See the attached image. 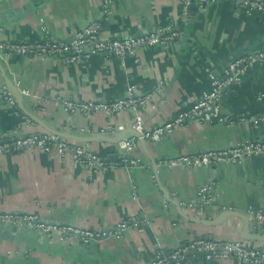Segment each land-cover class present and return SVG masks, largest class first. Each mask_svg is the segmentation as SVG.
<instances>
[{
    "label": "crops",
    "instance_id": "crops-1",
    "mask_svg": "<svg viewBox=\"0 0 264 264\" xmlns=\"http://www.w3.org/2000/svg\"><path fill=\"white\" fill-rule=\"evenodd\" d=\"M184 0H116L106 14L102 0H10L0 6V41L35 42L45 35L70 42L74 34L94 21L104 39L143 35L178 22L182 36L170 47L143 50L121 61L102 54L88 63L70 64L66 57L0 56L5 76L24 97V106L48 128L79 137L115 138L142 118L148 130L166 123L189 108L211 89V78H224L229 62L238 55L264 47V15H247L240 2L217 1L191 10L183 18ZM46 29V32L43 31ZM0 71V132L21 136L49 133L25 115H17L3 95ZM134 87L136 98L150 96L136 110L107 115H69L55 98L112 102L126 98ZM38 101H42L38 104ZM264 119V65L252 67L239 86L228 89L211 115L191 121L157 143L147 142L150 156L159 163L183 155L227 149L253 139L264 140V123L230 125L227 116ZM25 116V117H23ZM94 152L108 161L126 156L120 143L92 142ZM136 165L93 173L69 158L35 150L0 156V212L34 213L46 223L91 230L110 229L136 219L140 228L122 237L89 246L67 245L58 235L40 237L28 228L0 226V264H149L158 251L176 250L194 239L246 241L238 232L244 220L228 217L220 226L193 221L187 205L198 198L200 187L215 183L214 203L204 214L213 221L223 211L247 216L264 211V157L248 158L237 165L168 169L154 165L145 149L129 154ZM164 188L178 201L186 216L168 201ZM251 222V221H250ZM256 246L263 243L251 242ZM186 264L208 262L192 256Z\"/></svg>",
    "mask_w": 264,
    "mask_h": 264
},
{
    "label": "built area",
    "instance_id": "built-area-1",
    "mask_svg": "<svg viewBox=\"0 0 264 264\" xmlns=\"http://www.w3.org/2000/svg\"><path fill=\"white\" fill-rule=\"evenodd\" d=\"M10 0H0V6ZM116 0H102L106 14ZM217 1L240 2V8L247 14L255 13L264 15V0H184L183 18L191 14L193 3L199 9ZM178 22L172 23L165 28L143 35H131L104 39L101 35L99 21H94L85 28L78 30L72 40L60 41L45 35L41 40L35 42L24 41H0V56L7 58L11 55L22 57H39L41 59L66 57L68 63H88L91 59L102 54L114 57L121 61L126 68V61L129 57L137 58L143 50H156L167 48L172 43L181 39L182 34L176 30ZM46 32V29L43 30ZM264 65V47L254 53L238 55L227 65L224 78L212 77L211 89L191 107L183 109L169 119L166 123L158 125L151 130L144 127L141 117L134 118L132 128L140 133L142 137L150 142L157 143L174 131L186 127L191 121L199 120L211 115L219 108L225 92L231 85L239 86L242 78L255 65ZM134 87L129 88L126 98L112 102L85 101L75 98H55V104L69 115L82 114L90 116L95 113L107 115L118 114L128 110H136L139 104H144L150 96L136 98L133 94ZM3 95L12 104L17 115L22 114L18 108L15 98L10 94L6 86L3 88ZM41 104L42 101H38ZM25 117V116H23ZM219 121L235 125L245 124L259 129L264 119L247 116L220 117ZM139 139L136 137L124 139L120 142L126 156L138 146ZM39 150L47 155H58L69 158L75 165L85 167L93 173H105L110 169L136 165L135 160L122 158L118 161H108L94 152L89 146L70 141L50 133L30 134L21 136L17 131L13 133L0 132V156L11 155ZM264 157V140L253 139L245 143H237L227 149L205 151L199 154H189L173 159L162 160L158 166L174 169L176 167L197 168L216 167L221 164L237 165L248 158ZM215 183H209L200 187L197 201L187 205L193 209L198 219H203L205 211L214 203ZM250 227L252 232L264 234V211H249ZM0 226H12L16 228H28L36 231L40 237H52L58 235L61 241L67 245L81 243L89 246L94 242H103L114 238L122 237L131 228H140L136 219H128L110 229L91 230L71 225H59L44 222L41 217L34 213H3L0 212ZM192 256H203L206 261H232L236 264H264V246L253 245L249 241L239 240H204L194 239L190 243L171 252L158 251L149 264H186Z\"/></svg>",
    "mask_w": 264,
    "mask_h": 264
},
{
    "label": "water",
    "instance_id": "water-1",
    "mask_svg": "<svg viewBox=\"0 0 264 264\" xmlns=\"http://www.w3.org/2000/svg\"><path fill=\"white\" fill-rule=\"evenodd\" d=\"M192 9L196 11L197 6L196 3H193ZM0 71L3 74L4 80H5V85L6 88L8 89V91L10 92V94L15 98L18 108L20 109V111L22 112V114H24L25 116H27L29 119H31L34 123L43 126L50 134L70 140V141H74L77 143H92V142H97V141H104V142H110V143H120L121 141H123L124 139H129V138H133L136 137L137 139H139V143L140 145L145 149L146 154L150 157V160L152 161L153 165H154V172H155V176H156V180L158 182V184L160 185V178H159V173H158V163L150 156L148 150H147V140H145L142 135L138 132H136L133 128H129L126 129L125 131H122L120 133L117 134V136L115 138H109V137H105L103 135H99V136H94V137H79L76 135H72V134H67V133H62L60 131H55L53 129L48 128L40 119H38L33 113L27 111V109L25 108L23 102H24V97L21 95L20 91L18 90V88L9 81V79L5 76L4 70L2 68V65L0 64ZM230 89L234 88V85H231L229 87ZM154 143V142H153ZM128 156H126L127 158ZM129 158V157H128ZM161 191L164 193L166 199L170 202H172L174 205L177 206L178 212L183 215L186 216L185 213L182 211L181 209V205L178 201H175L171 198V196L168 194V192L160 187ZM228 217H238L244 220L245 224L244 227H242V229H239V233L242 235V238L246 241L249 242H256V243H263L264 244V234H259V233H254L251 230L250 227V219L247 216L242 215L241 213L238 212H234V211H223L219 217L213 221H208L205 219H196L193 222L197 223V224H203L206 226H220L222 225L226 219Z\"/></svg>",
    "mask_w": 264,
    "mask_h": 264
},
{
    "label": "trees",
    "instance_id": "trees-1",
    "mask_svg": "<svg viewBox=\"0 0 264 264\" xmlns=\"http://www.w3.org/2000/svg\"><path fill=\"white\" fill-rule=\"evenodd\" d=\"M20 111V110H19Z\"/></svg>",
    "mask_w": 264,
    "mask_h": 264
}]
</instances>
